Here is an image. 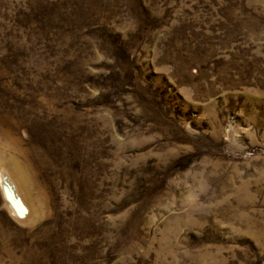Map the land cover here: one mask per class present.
Returning <instances> with one entry per match:
<instances>
[{
    "label": "rangeland",
    "instance_id": "1",
    "mask_svg": "<svg viewBox=\"0 0 264 264\" xmlns=\"http://www.w3.org/2000/svg\"><path fill=\"white\" fill-rule=\"evenodd\" d=\"M66 1L0 0V264H264V0Z\"/></svg>",
    "mask_w": 264,
    "mask_h": 264
},
{
    "label": "trees",
    "instance_id": "2",
    "mask_svg": "<svg viewBox=\"0 0 264 264\" xmlns=\"http://www.w3.org/2000/svg\"><path fill=\"white\" fill-rule=\"evenodd\" d=\"M48 3L41 7L35 13V17L40 24V29L46 31H54L56 29H62L64 26H72L66 21L65 12L67 11V6L76 7L75 3L72 1L68 5L66 0H47ZM70 22V21H69Z\"/></svg>",
    "mask_w": 264,
    "mask_h": 264
}]
</instances>
